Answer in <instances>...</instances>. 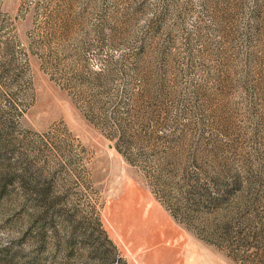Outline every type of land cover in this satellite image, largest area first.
Here are the masks:
<instances>
[{
    "label": "rangeland",
    "instance_id": "1",
    "mask_svg": "<svg viewBox=\"0 0 264 264\" xmlns=\"http://www.w3.org/2000/svg\"><path fill=\"white\" fill-rule=\"evenodd\" d=\"M0 0V264H264V0Z\"/></svg>",
    "mask_w": 264,
    "mask_h": 264
},
{
    "label": "trees",
    "instance_id": "2",
    "mask_svg": "<svg viewBox=\"0 0 264 264\" xmlns=\"http://www.w3.org/2000/svg\"><path fill=\"white\" fill-rule=\"evenodd\" d=\"M213 3L216 7L223 10V14L228 17H234L237 12V5L233 4V0H213Z\"/></svg>",
    "mask_w": 264,
    "mask_h": 264
}]
</instances>
